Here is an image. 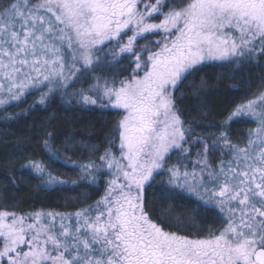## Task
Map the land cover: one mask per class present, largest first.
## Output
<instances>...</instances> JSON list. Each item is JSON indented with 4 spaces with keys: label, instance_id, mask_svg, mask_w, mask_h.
<instances>
[{
    "label": "snow or ice",
    "instance_id": "obj_1",
    "mask_svg": "<svg viewBox=\"0 0 264 264\" xmlns=\"http://www.w3.org/2000/svg\"><path fill=\"white\" fill-rule=\"evenodd\" d=\"M261 60L264 0H0V109L73 90L81 107L120 115L98 159L60 161L46 133L50 165L106 178L104 194L73 213L0 210V264H264V81L206 136L185 126L176 96L203 65ZM105 61L122 72L76 91ZM239 120L252 127L234 141ZM50 165L24 167L46 188L68 185ZM158 181L161 198L214 213L212 227H164L146 201Z\"/></svg>",
    "mask_w": 264,
    "mask_h": 264
},
{
    "label": "trees",
    "instance_id": "obj_2",
    "mask_svg": "<svg viewBox=\"0 0 264 264\" xmlns=\"http://www.w3.org/2000/svg\"><path fill=\"white\" fill-rule=\"evenodd\" d=\"M122 70L123 66L105 61L95 72L89 70V75L76 85L75 90L87 89L96 76L110 79ZM262 81L264 60L243 64L239 69L219 63L201 66V70L182 86V92L176 94L177 107L185 126H192L194 135L206 136L216 132L235 104L245 98V93H256ZM72 91L63 97L56 95L46 107L37 104L29 109L39 99L37 94L26 97L19 106H11L7 111L0 109V210L73 213L94 204L103 196L106 178L89 184L88 179H80L79 170L74 167L60 163L50 165L43 147L46 133H51L53 143L60 149L56 155L60 161L67 160L69 165L89 158L98 159L107 147V141L120 119L117 110L81 107L75 103ZM250 127L252 125L243 120L231 123V138L241 140ZM89 144L98 147L95 156L89 155ZM65 148L69 150L65 151ZM31 159L43 160L50 165L52 174L68 181V185L46 188L39 176L24 167ZM72 181L77 182L75 186ZM159 188L158 181L154 188L147 190L146 201L151 215L162 221L164 227L170 226V230H175L179 226L182 231L190 232L206 231L212 227L214 213H206L203 217L190 214L186 200H165L158 195Z\"/></svg>",
    "mask_w": 264,
    "mask_h": 264
}]
</instances>
